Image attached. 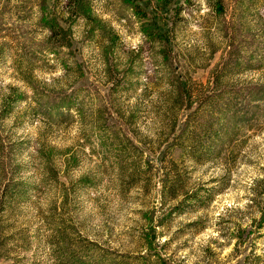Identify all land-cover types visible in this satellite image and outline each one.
Returning a JSON list of instances; mask_svg holds the SVG:
<instances>
[{
	"label": "rangeland",
	"instance_id": "rangeland-1",
	"mask_svg": "<svg viewBox=\"0 0 264 264\" xmlns=\"http://www.w3.org/2000/svg\"><path fill=\"white\" fill-rule=\"evenodd\" d=\"M71 1L0 0V264H264V0Z\"/></svg>",
	"mask_w": 264,
	"mask_h": 264
},
{
	"label": "trees",
	"instance_id": "trees-1",
	"mask_svg": "<svg viewBox=\"0 0 264 264\" xmlns=\"http://www.w3.org/2000/svg\"><path fill=\"white\" fill-rule=\"evenodd\" d=\"M70 3L72 6V9H73V12L71 13V15L73 13H75V15L73 14L72 16H76V15L82 16L86 20H90L92 18L89 15V9L87 8V4H86L85 0H72ZM168 3H169V0H156L157 10H159L161 12H167L169 14L170 13L169 12L170 7H169ZM213 8H214V6H213ZM137 10L142 11L144 13L145 18L151 19L152 23H150V25H149L150 27H152L151 32L149 34L150 37L153 40L159 39L160 41L162 40V41L166 42L168 40V34H167L168 31L165 30V22L163 21L162 17L159 16V14L154 12L153 10L144 9L142 6H139V5H137ZM216 10H217V12H219V14H221L220 12L223 10V3L222 2H220L218 4V7ZM162 15H163V13H162ZM53 21L51 23L55 24V25H53V27L57 28V31H59V34H61L60 35L61 38H63L64 35L65 36L68 35V33H64V31L58 27V25L56 24V22H57L56 19H53ZM181 85L184 86L183 83H181ZM260 261H261L260 257H255L251 262H254V264H258V263H260Z\"/></svg>",
	"mask_w": 264,
	"mask_h": 264
}]
</instances>
